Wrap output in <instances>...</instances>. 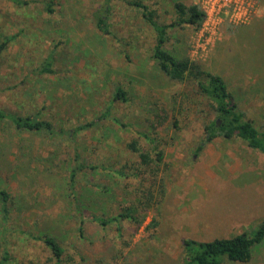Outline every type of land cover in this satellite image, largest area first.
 I'll return each mask as SVG.
<instances>
[{"label":"rangeland","instance_id":"rangeland-1","mask_svg":"<svg viewBox=\"0 0 264 264\" xmlns=\"http://www.w3.org/2000/svg\"><path fill=\"white\" fill-rule=\"evenodd\" d=\"M128 1L154 10L160 25L175 19L174 3L199 4L0 0V111L53 126L37 134L0 123V189L11 197L5 224L0 210V260L8 251V264L47 263L50 251L29 236L45 234L64 248L63 264H182L183 240L253 233L264 220L263 155L239 138L207 142L216 117L190 82L156 68L155 32ZM254 4L242 24L223 20L208 33L215 25L203 14L198 29H167L164 48L221 76L263 132L264 0ZM47 61L51 74L41 72ZM117 88L125 101L115 100ZM247 264H264V242Z\"/></svg>","mask_w":264,"mask_h":264},{"label":"trees","instance_id":"trees-1","mask_svg":"<svg viewBox=\"0 0 264 264\" xmlns=\"http://www.w3.org/2000/svg\"><path fill=\"white\" fill-rule=\"evenodd\" d=\"M110 0H106L108 5ZM128 5L135 7L143 16L144 20L155 32V45L153 47L152 59L156 68L166 76L170 81L178 83L190 82L194 87L195 93L207 101V104L216 117L207 127V142L222 137L226 140L239 138L246 145L259 152L264 157V131H258L253 123L246 119L229 91L226 81L219 75L204 70L199 64L190 60L188 56L176 57L168 52L164 47L167 42V29L183 28L185 26L198 29L204 19V15L198 5H185L182 2L174 3L175 19L168 25H160L157 22V14L150 10L140 1H128ZM46 11L52 13V5H46ZM104 14L108 13L107 6L102 9ZM107 17L98 15L96 17V27L103 33L109 32ZM12 41L11 38L7 42ZM6 41L0 45V51L6 48ZM42 73H53L50 62L47 61ZM125 93L120 88L116 89L115 100L125 101ZM8 121L17 131H26L31 133L52 134L53 126L50 122L39 119L37 116L20 115L16 113H4L0 111V123ZM219 122V124H218ZM89 126V124L87 125ZM87 126H80L78 130ZM69 135V134H68ZM135 152L137 148L135 143L130 146ZM201 146H199V150ZM139 158L143 165H149L151 160L149 154L140 153ZM160 161L161 155L157 154ZM93 168V167H92ZM84 166H78L71 172L70 189H74V177L76 171H81ZM11 204L10 194L0 189V210L1 222L5 224L9 219V205ZM92 220L101 225H107L116 218L107 220L100 217H92ZM34 241L41 242L51 254L47 263L43 264H63L64 248L60 242L50 235H29ZM264 242V220L259 224L253 233L243 232L230 238L214 239L207 242H198L191 239H185L182 243L183 258L182 264H223V262H234L247 264L253 256V249ZM8 251L3 252L0 264L10 262Z\"/></svg>","mask_w":264,"mask_h":264},{"label":"built area","instance_id":"built-area-1","mask_svg":"<svg viewBox=\"0 0 264 264\" xmlns=\"http://www.w3.org/2000/svg\"><path fill=\"white\" fill-rule=\"evenodd\" d=\"M198 6L208 21L215 25L207 30L208 33L223 20L231 24H242L250 18L255 8L254 0H199Z\"/></svg>","mask_w":264,"mask_h":264},{"label":"water","instance_id":"water-1","mask_svg":"<svg viewBox=\"0 0 264 264\" xmlns=\"http://www.w3.org/2000/svg\"><path fill=\"white\" fill-rule=\"evenodd\" d=\"M218 124H219V122H218Z\"/></svg>","mask_w":264,"mask_h":264}]
</instances>
